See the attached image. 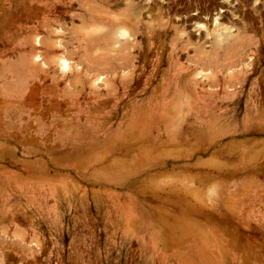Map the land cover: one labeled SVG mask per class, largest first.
I'll return each mask as SVG.
<instances>
[{"label": "rangeland", "instance_id": "374dc122", "mask_svg": "<svg viewBox=\"0 0 264 264\" xmlns=\"http://www.w3.org/2000/svg\"><path fill=\"white\" fill-rule=\"evenodd\" d=\"M0 264H264V0H0Z\"/></svg>", "mask_w": 264, "mask_h": 264}, {"label": "bare ground", "instance_id": "6f19581e", "mask_svg": "<svg viewBox=\"0 0 264 264\" xmlns=\"http://www.w3.org/2000/svg\"><path fill=\"white\" fill-rule=\"evenodd\" d=\"M120 27H122V26H120ZM227 33V32H226ZM118 38V37H117Z\"/></svg>", "mask_w": 264, "mask_h": 264}]
</instances>
